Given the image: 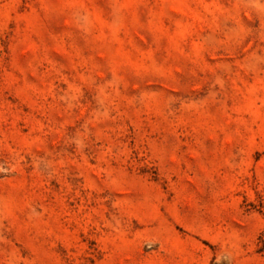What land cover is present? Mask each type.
<instances>
[{"label":"rangeland","instance_id":"rangeland-1","mask_svg":"<svg viewBox=\"0 0 264 264\" xmlns=\"http://www.w3.org/2000/svg\"><path fill=\"white\" fill-rule=\"evenodd\" d=\"M0 264H264V0H0Z\"/></svg>","mask_w":264,"mask_h":264}]
</instances>
